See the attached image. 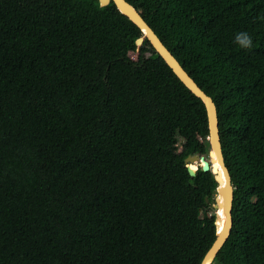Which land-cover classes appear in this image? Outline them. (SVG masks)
I'll return each instance as SVG.
<instances>
[{
  "label": "trees",
  "instance_id": "1",
  "mask_svg": "<svg viewBox=\"0 0 264 264\" xmlns=\"http://www.w3.org/2000/svg\"><path fill=\"white\" fill-rule=\"evenodd\" d=\"M127 1L216 105L212 264H264V0ZM141 34L112 1L0 0V264H199L213 242L217 183L184 161L208 156L204 104Z\"/></svg>",
  "mask_w": 264,
  "mask_h": 264
},
{
  "label": "water",
  "instance_id": "2",
  "mask_svg": "<svg viewBox=\"0 0 264 264\" xmlns=\"http://www.w3.org/2000/svg\"><path fill=\"white\" fill-rule=\"evenodd\" d=\"M101 6L107 5L111 1L115 7L124 15H126L140 29L141 35L136 39V45L142 44L146 38L153 52L157 53L165 63L171 68L174 74L181 82L185 84L196 96H198L205 107L207 128H208V158L203 154H190L184 158L185 165L190 175H195L197 166L191 167L192 162H199L202 170H210L217 183L214 203L212 204L215 211V238L209 248L204 253L199 264H212V260L227 239L232 227V200L233 186L231 183L230 172L224 162V157L221 148L218 118L216 105L211 98L196 81L182 67L172 52L164 45L155 31L142 17L137 10L127 0H98ZM152 51H145L144 56L151 55Z\"/></svg>",
  "mask_w": 264,
  "mask_h": 264
},
{
  "label": "clouds",
  "instance_id": "3",
  "mask_svg": "<svg viewBox=\"0 0 264 264\" xmlns=\"http://www.w3.org/2000/svg\"><path fill=\"white\" fill-rule=\"evenodd\" d=\"M235 42L240 45V47L249 49L252 47V37L247 32H239L235 36Z\"/></svg>",
  "mask_w": 264,
  "mask_h": 264
},
{
  "label": "rangeland",
  "instance_id": "4",
  "mask_svg": "<svg viewBox=\"0 0 264 264\" xmlns=\"http://www.w3.org/2000/svg\"><path fill=\"white\" fill-rule=\"evenodd\" d=\"M139 52H140V49L135 48V49L130 50L129 54L134 60H136L138 58ZM206 158H208V156ZM192 163H194L196 166L199 165V162H192Z\"/></svg>",
  "mask_w": 264,
  "mask_h": 264
},
{
  "label": "bare ground",
  "instance_id": "5",
  "mask_svg": "<svg viewBox=\"0 0 264 264\" xmlns=\"http://www.w3.org/2000/svg\"><path fill=\"white\" fill-rule=\"evenodd\" d=\"M190 165H191L192 168L196 167V165L194 163H191Z\"/></svg>",
  "mask_w": 264,
  "mask_h": 264
}]
</instances>
